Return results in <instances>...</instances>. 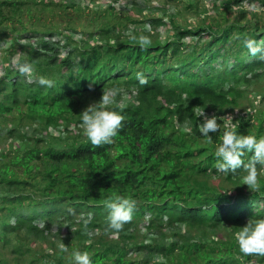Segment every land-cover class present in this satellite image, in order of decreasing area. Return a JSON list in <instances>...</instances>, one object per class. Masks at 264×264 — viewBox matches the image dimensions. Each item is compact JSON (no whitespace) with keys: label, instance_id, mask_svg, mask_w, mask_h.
<instances>
[{"label":"trees","instance_id":"obj_1","mask_svg":"<svg viewBox=\"0 0 264 264\" xmlns=\"http://www.w3.org/2000/svg\"><path fill=\"white\" fill-rule=\"evenodd\" d=\"M115 1L74 39L71 23L45 22L40 11L73 0H0V144L10 140L0 146V264H75L77 248L94 264H264L262 255L241 253L234 237L264 217V176L249 188L242 169L215 167L226 127L264 135V85L248 97L264 59L244 43L253 39L264 52L261 11L241 8L231 20L242 0H223L214 20L187 23L166 15L167 2L155 15L137 0L124 10ZM193 2L187 10H204ZM162 26L171 33L160 35ZM140 34L151 44L131 38ZM187 35L199 38L187 43ZM15 54L32 73L11 66ZM112 87L116 100L130 95L109 106L122 112V127L112 143L94 145L80 112ZM201 112L220 124L211 141L199 133ZM113 194L136 200L119 232L105 230Z\"/></svg>","mask_w":264,"mask_h":264},{"label":"clouds","instance_id":"obj_2","mask_svg":"<svg viewBox=\"0 0 264 264\" xmlns=\"http://www.w3.org/2000/svg\"><path fill=\"white\" fill-rule=\"evenodd\" d=\"M131 38L138 39L141 47L151 44L150 36L145 34H140L138 37L133 35ZM244 43L251 54L255 55L260 52V58L264 59V52L253 39H246ZM11 62L19 65L21 73L30 74L33 71L30 63L20 62L16 56L12 57ZM136 76L140 84L147 83V78L142 73L137 72ZM38 82L48 87L53 85V81L45 76H40ZM119 91L116 87L103 90L98 101L80 112L84 134L94 145L112 143L113 137L122 127L124 119L122 112L109 107ZM200 117H202V123L199 125V133L211 141L210 133L217 132L220 127L217 116L201 112ZM235 129V125L226 127L220 142L215 147L216 170L223 173H234L242 169L245 173L242 177L244 184L249 188H258V176L264 172V135L242 134ZM249 153L251 155H248ZM246 156L247 160H245ZM106 206L109 211L105 230L119 232L125 223L133 219L136 200L131 196L113 194L107 200ZM234 237L241 253L264 256V217L250 218L245 225L239 227ZM60 247L67 251L65 244L62 243ZM72 258L75 264H94L89 252L78 248L72 251Z\"/></svg>","mask_w":264,"mask_h":264},{"label":"rangeland","instance_id":"obj_3","mask_svg":"<svg viewBox=\"0 0 264 264\" xmlns=\"http://www.w3.org/2000/svg\"><path fill=\"white\" fill-rule=\"evenodd\" d=\"M54 1H61V0H54ZM74 1V6H68L67 8H61L58 6H54L52 7V9L50 8H42L41 13L43 14V18L45 19V22L51 20V19H58V20H62L64 21L63 25H66L67 23H71L73 25V27H75L77 29V32H73V37L74 39H80L82 37V32L81 31V26H83V24L87 23L90 21V19L97 15L95 13L96 10L98 9H102L106 6V4L109 2V0H73ZM126 1L127 0H116L113 5L115 7H117V9L120 10H124L127 8L126 6ZM138 3L140 5H143L146 7L145 11L147 14H155L158 15L161 12L158 9H155V7H159L161 8L164 2H167L166 4V15H170L172 13H180L177 14V20L179 22H183L186 21L187 23H191V22H196L197 20H201L204 16L207 17V21L211 20L213 18V20L215 18H217V13L215 12V10L213 9V6L216 4V7L218 5H220L222 3L223 0H216V2L214 3V0H193L194 2L197 3L198 7L200 9L204 10L202 12H191L189 10L186 9V4L187 2H189L190 0H137ZM193 2V3H194ZM126 3V4H125ZM259 0H242L239 4L238 7L233 6L231 7V10L228 11V17L232 20L235 16L237 17V13L239 12V9H244L246 11H254V12H259L261 11V15L259 16L264 17V10H262V7L259 4ZM104 6V7H103ZM64 9V10H63ZM134 13V12H133ZM264 20V19H263ZM243 22H247L246 20H242ZM162 26L159 28L158 31H160V35H169L171 32L169 30V28H167ZM69 30V29H68ZM81 35V36H80ZM204 35V34H202ZM196 38H199V36H190L187 35L184 38V41H186L187 43H192L196 41ZM203 40V38H200L198 41ZM3 45V44H2ZM2 49V48H0ZM1 54V53H0ZM14 56L17 57V59L19 58L18 54H15ZM13 57V56H12ZM12 61V58H11ZM2 63L0 60V73H2ZM11 66L12 67H16L17 64H13L11 62ZM262 80L261 81H256L254 84H251V86L249 87V91H251V93L249 92L248 97L249 99H253L255 96V94L257 93L256 90H261L263 85H264V74L262 76ZM130 97V95H128L127 90L122 94V98L120 97L118 100H116V102L118 101L119 103H126L127 101L124 100V98L128 99ZM124 100V101H123ZM250 104H248L249 106ZM230 115V112L228 113ZM228 121H230V117L228 118ZM54 131V130H53ZM5 133V130L2 129L1 130V135H3ZM10 142V140L8 142H1L0 146H5L8 145V143ZM261 175L264 176V172H261ZM244 184V183H243ZM227 188L230 189V191L232 190H236L238 187L232 184H228L227 183ZM236 186V187H235ZM245 187L246 184H244ZM182 228H184L182 226Z\"/></svg>","mask_w":264,"mask_h":264}]
</instances>
